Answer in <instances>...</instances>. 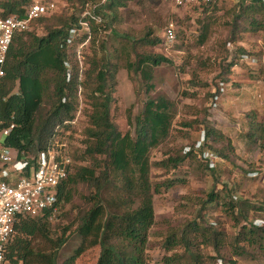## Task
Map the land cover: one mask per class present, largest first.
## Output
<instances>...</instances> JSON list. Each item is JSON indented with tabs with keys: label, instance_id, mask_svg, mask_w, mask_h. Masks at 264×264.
<instances>
[{
	"label": "trees",
	"instance_id": "trees-1",
	"mask_svg": "<svg viewBox=\"0 0 264 264\" xmlns=\"http://www.w3.org/2000/svg\"><path fill=\"white\" fill-rule=\"evenodd\" d=\"M65 1L68 5L65 13L41 18L32 24L30 31L18 33L13 39L4 68L5 76L0 79V132L14 126L3 145L15 150L19 159H27L33 164L61 130L69 132L74 128L71 122L80 107L79 91L83 90L91 109L84 131L85 147L73 153V172L59 187L60 212L56 218L69 204L75 206L76 216L61 230L59 237L50 233L53 221L48 212L38 218L18 216L14 237L6 249V264H58L59 252L68 242L72 229L80 234L84 244L62 264H78L84 253L97 247L96 264H150L147 250L150 232L156 223L154 198L161 194L163 186L153 182V167L178 170L189 160H196L202 170L210 174L218 170L219 163L236 169L237 151L232 139L215 128L209 119L213 106L217 105L225 88L232 82V69L239 61L252 59L254 66L259 63L258 56L238 44L246 34L257 36L264 32V0H239L224 13L228 18L223 24L227 35L220 42V47L227 57L221 74L214 81L215 92L209 95V107L202 119L181 124L183 128L202 130L197 139L199 141L204 134L202 149L198 151L195 148V141L184 147L179 155L156 163H152L153 151L172 136L178 115L175 102L167 97L153 98L147 94L143 111L132 124L133 131L125 133L115 124L112 110L116 103L114 93L119 65L113 62V55L108 54L109 37L115 35L113 30L126 0ZM30 4L31 0H0V17H24ZM87 4L103 22L98 24L87 18L91 32L81 34L80 22L86 20L82 14ZM218 10H221L220 4L205 5L198 20L199 46L208 44L217 33L220 26ZM39 29L43 31L42 35ZM89 37L94 49L87 62L88 70L81 77L78 62L70 59L68 49L76 51ZM98 40H101V45L95 49ZM161 43L150 29L132 41L133 57L126 61V69L140 75L148 86L155 80L158 68L172 64L166 57L145 50ZM233 46L236 47L235 56L228 54V47ZM73 54L75 57V52ZM101 54L108 56L101 58ZM69 59L70 70L66 66ZM208 64L203 62L200 66L206 69ZM247 76L264 82L261 71H249ZM200 84L204 85L202 87L210 86L209 83ZM190 96L196 97L195 94ZM247 119L250 126L247 138L264 149V118L259 120L252 111L247 114ZM206 152L216 157L213 167L212 162L204 157ZM87 161L94 165L83 164ZM254 173V169L244 171L245 176ZM125 177L129 178L130 191L127 205L123 211L111 212L102 204L103 193L111 182ZM185 183V179L176 178L165 186L171 190L175 185ZM76 195L80 196L77 204L74 202ZM197 205H200V211L193 220L167 234L163 245L166 255L158 264H216L218 261L239 264L240 260L255 259L252 251L264 253V229L251 224L264 216L263 204L258 206L248 199L238 201L231 187L223 185L221 191L213 190L205 201ZM218 208H222L236 229L232 237L210 214ZM207 249H213L216 255L207 254ZM226 249H229V257L224 253Z\"/></svg>",
	"mask_w": 264,
	"mask_h": 264
},
{
	"label": "rangeland",
	"instance_id": "rangeland-1",
	"mask_svg": "<svg viewBox=\"0 0 264 264\" xmlns=\"http://www.w3.org/2000/svg\"><path fill=\"white\" fill-rule=\"evenodd\" d=\"M61 1L62 4H67L65 0ZM236 2V0H225L220 4L221 10L217 12L220 18L219 29L205 46L198 45V20L204 12V5L179 8L176 7L175 0H126L124 2L125 7L120 9L119 22L115 24L113 30L115 35L109 37L110 46L108 50V54L113 55V62L119 65L116 74V92L114 93L116 103L112 105L115 124L124 133L133 131L134 125L132 124L135 117L143 111L148 98L147 94L153 98L160 96L173 100L178 113L171 138L159 149L153 151L151 155L152 163L179 155L184 147L192 145L199 139L201 129L194 128L190 130L181 127V124L183 121L202 119L204 112L208 110L209 95L215 92L216 85L214 81L221 74L226 56L225 51L220 47V42L224 41L227 35V30H225L223 24L228 18L224 13L232 8ZM66 11L62 10L60 14ZM172 21L177 24L179 37L173 46H169L165 43L164 31ZM149 29L153 31L154 37L160 39L162 43L157 47L145 50L166 57L172 64H165L158 68L155 80L148 86L143 83L140 75L127 71L126 61L133 57L132 41L144 36ZM39 34H43L41 29H39ZM100 45L101 40H98L95 49H99ZM238 46L258 56L260 60L259 63H256V66H254L255 63L252 59L244 60L247 65L251 64L250 67L244 66L239 61V64L232 69L234 75L231 78L232 82L224 91H227L226 89H229V87L240 91L242 85L239 84L238 78L242 77L243 73H249V71L259 73L261 71L264 77V32L257 36L246 34ZM235 48L234 46L228 47V54L235 56ZM93 49L92 43L89 42L82 50L85 71L88 70L87 62L93 53ZM74 52L76 53L75 49L69 50L70 59H76V54L75 57H72ZM108 54H101L100 57L105 58ZM203 62L209 63L206 69L201 67ZM201 82L209 83L210 86L202 87L204 85L200 84ZM194 84L200 85V87H195ZM148 88L149 93L147 92ZM191 94H195L196 97H191ZM221 97L217 105L212 108L215 112L214 118H218V115H225L224 111L220 110L224 99V97ZM82 98L84 100L83 118L80 119L79 125L64 134L66 136L63 138L69 143L72 154L82 151L85 147L86 136L84 131L89 123L88 115L91 113V109L87 104L84 92ZM239 106V108H236V113L237 111L241 113V111L250 108L246 103H241ZM255 107L264 113L262 104L253 106V108ZM226 115L231 117L230 112H227ZM216 121V123H219L218 120ZM232 125V129H226V133L234 141L238 153L234 161L236 169L219 163L218 170L210 174L205 170L203 171L196 160H189L178 170L153 167L151 173L153 182L156 185L163 186L161 194L156 195L154 198L156 223L150 232L147 250V260L150 264H158L166 255L163 245L167 234L174 229H181L184 224L193 220L200 211V205L197 204L205 201L208 193L213 190L221 191L223 185H227L231 187L233 194L238 197V201L248 199L257 203L258 206L264 205V149H261L259 144H253L247 139L246 125L242 116L233 119ZM180 130L185 135H182L183 133ZM4 141L5 137L0 132V143ZM83 164L94 165L91 161ZM247 169H254L255 173L251 176H245L244 171ZM176 178L185 179L186 183L175 185L171 190H167L166 183ZM79 192H81V189ZM129 195V178H121L111 182L106 188L103 193L104 202L102 204L107 206L109 211L118 213L123 211L124 206L127 205ZM79 200L80 196L76 195L75 204ZM221 209L218 208L210 214L216 222H219L225 228L229 237H232L236 229ZM61 213L59 218L52 220L50 233L54 237H59L61 230L75 219L76 208L74 205L69 204L62 209ZM261 218L264 219V216ZM80 237V234L72 229L68 242L59 252L58 264H62L74 255L78 243H81ZM228 251L229 249H226L224 253L228 255ZM205 252L209 255H216L213 249H207ZM252 254L255 259L240 260L239 264H264V253L252 251ZM98 255V247L90 249L79 259L78 264H96ZM220 262L223 264L222 261Z\"/></svg>",
	"mask_w": 264,
	"mask_h": 264
},
{
	"label": "built area",
	"instance_id": "built-area-1",
	"mask_svg": "<svg viewBox=\"0 0 264 264\" xmlns=\"http://www.w3.org/2000/svg\"><path fill=\"white\" fill-rule=\"evenodd\" d=\"M225 0H175L176 7H193L209 4H221ZM239 1V0H236ZM61 0H31L24 17L12 15L0 17V79L5 76V66L10 47L18 33L30 31L32 24L41 18H50L68 10L67 4ZM81 20V32L90 34L91 24L87 18L100 24L102 18L93 13V8L87 4ZM91 39V37H90ZM90 39L76 49L80 75L85 72L83 48L89 44ZM178 39V28L175 22H170L164 31L165 43L173 46ZM69 51V49H68ZM244 60L241 64H244ZM70 70V59L66 62ZM83 90L79 91L80 107L76 118L71 124L79 125L83 118L82 98ZM14 126L4 129L1 133L6 138ZM47 150L41 151L32 164L29 160H21L15 150L0 143V264H6V249L14 237V225L20 215L38 218L48 212L51 219H55L60 212L58 205V190L73 172L74 159L69 143L63 138L68 132L60 131ZM204 134L197 141L195 148L200 151L203 147ZM204 157L215 165L216 157L211 153H204ZM254 227L264 229V220L257 219L251 222ZM216 264H221L218 261Z\"/></svg>",
	"mask_w": 264,
	"mask_h": 264
},
{
	"label": "crops",
	"instance_id": "crops-1",
	"mask_svg": "<svg viewBox=\"0 0 264 264\" xmlns=\"http://www.w3.org/2000/svg\"><path fill=\"white\" fill-rule=\"evenodd\" d=\"M241 74V73H240ZM239 84L242 85V89L240 91L238 89H235L233 87H229V89H226L227 91H224V94L221 98L223 99L222 108L221 111H224L225 115H218V118H214L215 112L211 110V116H210V123L217 129H220L224 132L227 136L230 137L229 134L226 133V129H232L233 125V119H236L237 117H243L246 125V134L250 131L249 122L247 119V114L250 112H255L258 116L259 120H262L264 118V113L260 110H258L256 107L253 108L255 105H261L264 106V82L263 81H257L255 79H249L247 76V73H243L242 77L238 78ZM239 92V93H237ZM246 103L250 106L248 110L241 111V113H236V108H239V104ZM264 111V109H263ZM227 112H230L231 117H228L226 115ZM213 114V115H212ZM240 114V115H239ZM244 114V115H243ZM218 120L219 123H216ZM240 120V119H238ZM242 121V120H241ZM247 137V135H246ZM231 138V137H230ZM232 139V138H231ZM248 139V138H247ZM249 140V139H248ZM233 141V140H232ZM251 142V141H250ZM252 143V142H251ZM3 144V143H2ZM234 144V141H233ZM235 146V144H234ZM238 154V153H237ZM81 238V243H78L77 248L75 249L74 255L82 248L84 244V239ZM85 255V253L82 255V257Z\"/></svg>",
	"mask_w": 264,
	"mask_h": 264
}]
</instances>
